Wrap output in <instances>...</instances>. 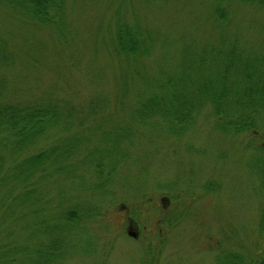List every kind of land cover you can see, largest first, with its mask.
<instances>
[{
	"label": "trees",
	"instance_id": "trees-1",
	"mask_svg": "<svg viewBox=\"0 0 264 264\" xmlns=\"http://www.w3.org/2000/svg\"><path fill=\"white\" fill-rule=\"evenodd\" d=\"M136 1L153 6L161 0ZM182 1L186 16L181 19L178 55L163 57L151 73L142 59L154 54L161 31L129 24L119 12L115 15L109 53L127 69L119 88L125 93L144 87L130 104L131 122L112 125V116L95 108V100L84 111L55 94L13 101L5 91L7 82L0 81V264H68L82 251H96L89 225L104 219L108 207L75 201L67 184L78 177L86 190L115 195L110 186L119 173V158H125L126 143L134 144L140 125H161L182 136L208 117L225 135L257 138L264 130V0ZM0 2L61 34L67 28L69 0ZM196 7L201 10L189 11ZM12 59L0 48V65ZM98 112L103 117L90 124L93 133L88 131L94 140L97 135L101 139L87 146L90 134L77 126L87 127L89 116ZM57 127L68 135L50 141ZM244 148L250 151L255 192L264 195V142H249ZM61 181L65 183L59 185V198L69 199L71 205L56 208L49 192ZM260 206L246 240L240 237L237 243L229 235L218 236L219 243L210 245L211 264H264V202ZM146 254L143 264H160V246L150 244Z\"/></svg>",
	"mask_w": 264,
	"mask_h": 264
},
{
	"label": "rangeland",
	"instance_id": "rangeland-1",
	"mask_svg": "<svg viewBox=\"0 0 264 264\" xmlns=\"http://www.w3.org/2000/svg\"><path fill=\"white\" fill-rule=\"evenodd\" d=\"M184 5L181 0H161L153 6L136 0H69L67 28L61 34L0 2V48L13 58L0 65V81L7 82L5 91L13 101L20 96L55 94L84 111L95 100V108L112 116L108 119L114 121L112 125L131 122L130 104L144 87L125 93L119 88L127 69L109 53L115 15L119 12L129 24L161 31L154 54L142 59L151 73L163 57L178 55ZM162 63L166 65L164 59ZM102 114L90 115L87 127L77 126V130L87 128V146L101 139L100 135L95 140L91 137L90 124ZM60 131L57 127L50 141L64 140L68 132ZM261 132L257 138L221 134L208 117L200 118L182 136L161 125H140L134 144L126 143L125 158H119L118 180L110 186L115 195L86 190L78 177L67 184L68 195L76 196L75 201L108 207L104 219L96 218L89 225L96 251H82L68 264H97L104 259L106 264H143L150 244L161 247L160 264H211L210 245L219 243L218 236L229 235L239 243L247 239L250 223L258 219L264 195L255 192L257 182L249 168V150L244 147L249 142L263 144ZM62 183L54 182L49 192L56 208L71 205L69 199L59 198Z\"/></svg>",
	"mask_w": 264,
	"mask_h": 264
},
{
	"label": "water",
	"instance_id": "water-1",
	"mask_svg": "<svg viewBox=\"0 0 264 264\" xmlns=\"http://www.w3.org/2000/svg\"><path fill=\"white\" fill-rule=\"evenodd\" d=\"M129 234H131L132 236H137V234L132 231H129Z\"/></svg>",
	"mask_w": 264,
	"mask_h": 264
}]
</instances>
